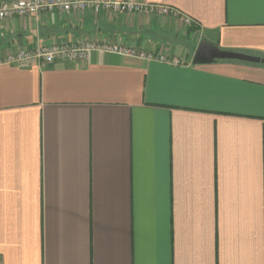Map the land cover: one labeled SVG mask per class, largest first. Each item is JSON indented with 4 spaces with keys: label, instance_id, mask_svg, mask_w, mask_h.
Segmentation results:
<instances>
[{
    "label": "crops",
    "instance_id": "crops-1",
    "mask_svg": "<svg viewBox=\"0 0 264 264\" xmlns=\"http://www.w3.org/2000/svg\"><path fill=\"white\" fill-rule=\"evenodd\" d=\"M134 1L195 24L0 20V57L97 37L178 61L0 63V264H264V64L192 62L202 38L264 57V0Z\"/></svg>",
    "mask_w": 264,
    "mask_h": 264
},
{
    "label": "built area",
    "instance_id": "built-area-1",
    "mask_svg": "<svg viewBox=\"0 0 264 264\" xmlns=\"http://www.w3.org/2000/svg\"><path fill=\"white\" fill-rule=\"evenodd\" d=\"M108 10L123 14L156 15L158 17L179 18L186 25H193L195 21L184 16L174 7L157 3H142L134 0H0V20L13 17L38 15L42 12L57 11L69 13L71 11ZM93 51H106L130 56H138L160 62L177 63V59H170L164 53L137 50L131 46H121L107 42L103 38H91L80 42L61 43L53 41L48 44H36L30 49L19 48L15 51L6 50L0 57V63L16 66H26L34 62L41 65L54 62L57 59L67 61H81Z\"/></svg>",
    "mask_w": 264,
    "mask_h": 264
},
{
    "label": "water",
    "instance_id": "water-1",
    "mask_svg": "<svg viewBox=\"0 0 264 264\" xmlns=\"http://www.w3.org/2000/svg\"><path fill=\"white\" fill-rule=\"evenodd\" d=\"M218 59H235L240 61L264 64V57L254 56L238 51L221 49L217 45L202 38L193 54V63H210Z\"/></svg>",
    "mask_w": 264,
    "mask_h": 264
}]
</instances>
